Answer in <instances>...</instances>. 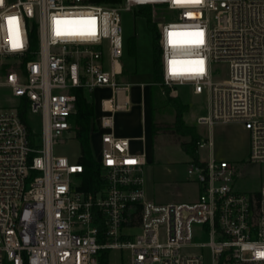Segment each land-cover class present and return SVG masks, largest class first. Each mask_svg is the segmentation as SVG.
Here are the masks:
<instances>
[{
  "label": "built area",
  "instance_id": "2783aa9c",
  "mask_svg": "<svg viewBox=\"0 0 264 264\" xmlns=\"http://www.w3.org/2000/svg\"><path fill=\"white\" fill-rule=\"evenodd\" d=\"M140 6L151 7L158 31L160 86L205 99L195 124L206 128L196 142L206 159L186 166L198 187L192 203L149 199L146 152L132 148L143 138L115 133L116 114L130 108L119 94L133 86L117 81L121 13ZM0 80L17 99L0 107V264H103L105 252L109 264L111 250L126 251L128 264H264V185L238 191L239 167L214 157L211 133L241 126L247 163L264 164V0H0ZM97 90L110 95L96 106L87 96ZM78 91L94 106V194L77 190L78 160L54 153L74 137Z\"/></svg>",
  "mask_w": 264,
  "mask_h": 264
},
{
  "label": "rangeland",
  "instance_id": "374dc122",
  "mask_svg": "<svg viewBox=\"0 0 264 264\" xmlns=\"http://www.w3.org/2000/svg\"><path fill=\"white\" fill-rule=\"evenodd\" d=\"M160 14L162 13L157 11L153 13L156 17ZM121 21L123 56L120 59V64L125 73L119 77V80L133 84H150L153 82L151 74L152 41L146 22L140 16L135 17L133 11L121 13ZM132 46L135 52L133 56L128 52ZM162 89L157 85L149 88L146 86L143 89L133 86L125 91V95L136 101L138 106L141 105V102H145L148 93L150 97V91L154 94L153 113L150 115H152L158 131L152 139L145 136V130L139 121L136 123L128 121L121 126L132 135L143 138L141 143L134 141L133 144L139 151L144 150L148 155L144 178L145 190L149 197L157 203H192L197 199L198 187L187 178L186 166L191 158L180 148V144L188 142V138L179 137L170 132L168 126L173 123L174 110L167 99L178 98L182 105L187 107L183 120L185 124L195 126L201 138L206 137V128L196 126L195 119L205 113V99L190 95L185 87L172 86L169 88L168 95L162 93ZM109 95L106 92H95L94 97H87L89 100L93 99L92 101L97 106L100 98H107ZM16 103L17 99L11 96L10 91L5 87H0V107H11ZM136 114L133 109L129 114L130 119L135 120ZM28 122L31 130L39 135L41 132L40 116L32 114L29 116ZM211 133L218 158L236 162L239 167L240 176L236 182L237 190L245 194L260 192L264 185V164L247 163L249 146L247 132L237 124H225L214 126ZM90 144L92 155L96 154L97 140L92 139ZM54 153L66 156L71 160H78L80 155L78 142L75 137L67 139L63 145L54 148ZM197 157L206 159V152L201 151L200 154L197 152ZM138 233V229L133 231L135 235ZM202 240L199 238V241ZM127 256L126 251L111 250L109 251V264H128Z\"/></svg>",
  "mask_w": 264,
  "mask_h": 264
},
{
  "label": "trees",
  "instance_id": "16d2710c",
  "mask_svg": "<svg viewBox=\"0 0 264 264\" xmlns=\"http://www.w3.org/2000/svg\"><path fill=\"white\" fill-rule=\"evenodd\" d=\"M90 3L99 4H115L119 0H88ZM135 17H142L147 25L148 30L151 33L152 41V80L155 86H160L162 82V73H161V64L160 56L161 50L158 46V31L156 25L152 18V9L150 6H140L133 9ZM30 45L35 47L37 38L35 30L33 29L29 35ZM129 54L134 55L133 46L129 49ZM161 87V86H160ZM165 95L169 94V88L163 87ZM154 94L150 91V113H153V105L155 102ZM167 101L174 110V119L173 123L168 126L171 133L179 136L188 138V142H182L180 144L181 150L191 158L192 161H197V150L196 142L199 140V135L195 126L185 124L183 120V115L187 112V107L182 105L181 101L178 98H168ZM93 114L94 106L89 103L86 97L78 91L77 102H76V115L74 119V137L79 145L80 155L78 158V163L82 166V174L80 177V184L77 187V190L82 191L86 194H94L100 185V168L99 165L94 161L93 155L91 152L90 144V131L93 124ZM19 115L21 119L26 122L25 109L22 108L19 110ZM158 131L156 124L153 122L152 115H150V138L152 139ZM103 264H107V252L104 253L102 260Z\"/></svg>",
  "mask_w": 264,
  "mask_h": 264
},
{
  "label": "crops",
  "instance_id": "0c3cea01",
  "mask_svg": "<svg viewBox=\"0 0 264 264\" xmlns=\"http://www.w3.org/2000/svg\"><path fill=\"white\" fill-rule=\"evenodd\" d=\"M124 73H125V70L122 71V75H124ZM121 76H119V77H121ZM119 77L117 78V81L118 82H120V83H128V82H121L119 80ZM129 84H133V83H129ZM133 86H136V84L135 85L133 84ZM133 86H131V87H133ZM101 92L109 93L108 90H97L96 91V93H101ZM123 94L125 95V92L124 93L121 92V94H119L120 97H122ZM127 97H128L129 102H130L129 111H127V112H119L115 116V133H116V135L117 136H120V137L130 138V139L141 138V136L136 137V136L132 135L125 128L122 129V126H121L122 124H125L128 121H130L131 123H136L137 121H139L141 127L144 128V130H145V134H146L145 136L146 137H150V102H149L150 100H149V93H148L147 97L145 98V102H141V105L140 106H138V103L136 101H133L131 99V97H129V96H127ZM133 109L137 113L136 114V117L137 118L135 120H131L130 119L131 117L129 115L130 112ZM132 148L134 150H138V148H136L134 146L133 142H132ZM213 153H214V157L215 158L220 159V158H218L217 152L215 150V146H214V149H213ZM146 157H147V160H148V155L147 154H146ZM144 172H145V169H144ZM145 192H146V190H145ZM146 195H147V197L149 199L152 200V198L149 197V195L147 193H146Z\"/></svg>",
  "mask_w": 264,
  "mask_h": 264
},
{
  "label": "snow or ice",
  "instance_id": "6c2138e0",
  "mask_svg": "<svg viewBox=\"0 0 264 264\" xmlns=\"http://www.w3.org/2000/svg\"><path fill=\"white\" fill-rule=\"evenodd\" d=\"M177 2H179V0H177ZM196 2H199V0H196ZM9 23H11V20L9 21ZM57 23H59V22H57ZM57 34H60V33L58 32ZM14 46H18V45H14ZM258 255L264 256V253H259Z\"/></svg>",
  "mask_w": 264,
  "mask_h": 264
}]
</instances>
